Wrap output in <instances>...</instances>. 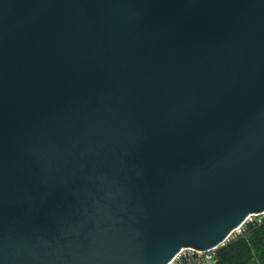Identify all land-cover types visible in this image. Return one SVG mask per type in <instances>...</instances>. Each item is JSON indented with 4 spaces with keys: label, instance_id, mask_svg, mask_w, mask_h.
Segmentation results:
<instances>
[{
    "label": "water",
    "instance_id": "95a60500",
    "mask_svg": "<svg viewBox=\"0 0 264 264\" xmlns=\"http://www.w3.org/2000/svg\"><path fill=\"white\" fill-rule=\"evenodd\" d=\"M264 213V0H0V264H168Z\"/></svg>",
    "mask_w": 264,
    "mask_h": 264
},
{
    "label": "trees",
    "instance_id": "16d2710c",
    "mask_svg": "<svg viewBox=\"0 0 264 264\" xmlns=\"http://www.w3.org/2000/svg\"><path fill=\"white\" fill-rule=\"evenodd\" d=\"M264 263V224L250 227L245 236H240L218 251L216 264Z\"/></svg>",
    "mask_w": 264,
    "mask_h": 264
},
{
    "label": "built area",
    "instance_id": "2783aa9c",
    "mask_svg": "<svg viewBox=\"0 0 264 264\" xmlns=\"http://www.w3.org/2000/svg\"><path fill=\"white\" fill-rule=\"evenodd\" d=\"M264 224V213L250 215L239 227L234 230L222 244L209 250L194 248H182L168 264H216L218 261V251L240 236H245L250 227ZM258 264H264L259 262Z\"/></svg>",
    "mask_w": 264,
    "mask_h": 264
}]
</instances>
